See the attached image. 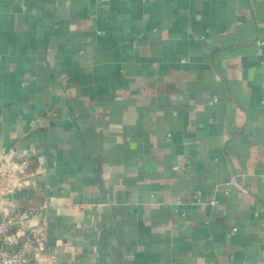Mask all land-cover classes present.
<instances>
[{"label": "crops", "instance_id": "0c3cea01", "mask_svg": "<svg viewBox=\"0 0 264 264\" xmlns=\"http://www.w3.org/2000/svg\"><path fill=\"white\" fill-rule=\"evenodd\" d=\"M0 171L41 264H264V0H0Z\"/></svg>", "mask_w": 264, "mask_h": 264}, {"label": "built area", "instance_id": "2783aa9c", "mask_svg": "<svg viewBox=\"0 0 264 264\" xmlns=\"http://www.w3.org/2000/svg\"><path fill=\"white\" fill-rule=\"evenodd\" d=\"M216 102L217 99L214 97L209 103L215 105ZM197 202H200V199H197ZM32 217L33 213L30 210L12 211L0 217V264H41L44 262L46 259L44 253L46 219L43 218L40 224L32 226L30 224ZM235 231L232 229L229 236Z\"/></svg>", "mask_w": 264, "mask_h": 264}]
</instances>
